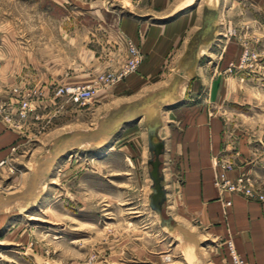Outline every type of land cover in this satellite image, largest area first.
<instances>
[{
  "label": "rangeland",
  "instance_id": "1",
  "mask_svg": "<svg viewBox=\"0 0 264 264\" xmlns=\"http://www.w3.org/2000/svg\"><path fill=\"white\" fill-rule=\"evenodd\" d=\"M184 1L157 7L155 0L154 6L151 0H0V63L2 49L10 50L11 63L31 73L71 59L75 66L121 62L85 82L98 88L89 102L60 97L58 122L67 124L68 135L52 146L44 118L0 170V264H229L228 241L211 237L197 222L184 224L174 200L164 206V217L173 207V231L161 227L149 205L147 123L173 119L157 92L176 78L177 66L146 83L140 79L137 91L122 98L100 92L125 80L99 82L123 65L130 42L137 45L120 36V19L166 29L193 12L192 31L205 5L218 9L216 37L200 48L198 73H187L178 103H202L225 117L234 156L240 157V140L247 151L242 173L264 194V0H193L182 6ZM28 89L21 98L35 90ZM153 101L156 110L145 111ZM161 168L165 186L173 173L168 164Z\"/></svg>",
  "mask_w": 264,
  "mask_h": 264
},
{
  "label": "crops",
  "instance_id": "2",
  "mask_svg": "<svg viewBox=\"0 0 264 264\" xmlns=\"http://www.w3.org/2000/svg\"><path fill=\"white\" fill-rule=\"evenodd\" d=\"M192 1L185 0L182 6L189 5ZM155 2L157 7H165L169 0ZM154 5V0H151V6ZM191 14H187V19H183L178 25L166 29L151 28L129 19H120V36L140 45L145 57L135 77H126L115 86V90L100 87V92L104 97L122 98L134 90L137 91V86L143 81L146 83L155 73H167L172 65L177 66L176 78L169 80L163 89L157 92L160 93L157 100L163 105H170L167 112L174 116L168 121L160 120L159 129V140L165 142L163 165L168 164L173 173L171 181L165 185L167 200H174V206L179 210L177 215L184 224L194 221L200 228H206L209 235L215 239L223 242L233 240L246 264H264V202L221 192L215 184L220 172L214 166L216 158L233 164L234 170L227 174L230 178H236L242 173L247 155L243 141L239 142L240 157L237 158L234 156L237 149L231 141L226 119L221 113L203 106L202 103L191 107L178 103L182 98L179 95V85L181 87L189 72H196L192 78L196 77L201 58V49L196 64L193 65L190 58H185L189 42L201 26L203 11L198 18L199 24L192 31L190 29L195 19H192ZM86 48L89 49V44ZM1 56L3 60L0 63V101L5 105V112L13 119H18L16 113L22 93L26 92L24 89L31 87L39 92V96L33 99L31 113L27 119L20 122L19 127H13L9 121L0 117V170H4L8 162L23 150L26 145L25 138L35 136V129L44 118L50 123L46 137L50 141L54 140L52 146L58 137L68 135L63 132L67 124L58 122L61 119L58 114L64 104L60 97L54 96L55 86L85 84L100 68L102 71L110 66L117 68L121 63L114 59L113 62L103 63L99 60L92 65L81 62L75 66L74 60L71 59L49 70L37 68V72L31 73L23 70L22 66L11 63L9 49H2ZM126 58L127 51L123 61ZM192 81L195 83L196 80ZM156 101L145 106L144 110L152 108L154 112ZM3 162L6 163L1 165ZM165 180L167 182V176ZM171 208L173 207L168 206V214L175 219L174 212H170ZM225 248L229 264H232L228 248Z\"/></svg>",
  "mask_w": 264,
  "mask_h": 264
},
{
  "label": "built area",
  "instance_id": "3",
  "mask_svg": "<svg viewBox=\"0 0 264 264\" xmlns=\"http://www.w3.org/2000/svg\"><path fill=\"white\" fill-rule=\"evenodd\" d=\"M144 58L140 48L129 43L128 55L123 65L117 71H110L102 75L99 82L104 85H111L117 81L126 78L128 75L136 72ZM98 88L93 84H67L58 85L54 88L55 97H64L74 103H86L96 97ZM39 92L33 90L25 95L19 102V108L16 116L18 119H13L11 115L5 112V105L0 101V117L9 121L13 127H19L21 121L27 119L32 110L33 99ZM3 162L1 165H4ZM214 166L219 169L216 177V187L219 191L231 195H237L249 200H258L264 202V194L254 187L250 176L246 173H241L236 178H230L227 174L232 170V165L218 158L214 159ZM232 264H246L245 260L238 253L233 240L227 242Z\"/></svg>",
  "mask_w": 264,
  "mask_h": 264
},
{
  "label": "water",
  "instance_id": "4",
  "mask_svg": "<svg viewBox=\"0 0 264 264\" xmlns=\"http://www.w3.org/2000/svg\"><path fill=\"white\" fill-rule=\"evenodd\" d=\"M219 18V10L211 8L207 5L203 7L202 23L200 28L191 38L185 58H190L193 65L198 61V52L204 45L209 44L216 37L218 30L217 21ZM161 121L155 117L153 122L147 125L148 149L151 153L149 164L151 171L149 172L152 180L151 195L149 197L150 208L160 216V225L163 228L173 231L176 225L171 217H164V206L167 202V190L163 185L165 181L162 172V156L164 155L165 142L159 140V129Z\"/></svg>",
  "mask_w": 264,
  "mask_h": 264
},
{
  "label": "bare ground",
  "instance_id": "5",
  "mask_svg": "<svg viewBox=\"0 0 264 264\" xmlns=\"http://www.w3.org/2000/svg\"><path fill=\"white\" fill-rule=\"evenodd\" d=\"M166 228V227H165ZM168 229V228H167Z\"/></svg>",
  "mask_w": 264,
  "mask_h": 264
}]
</instances>
